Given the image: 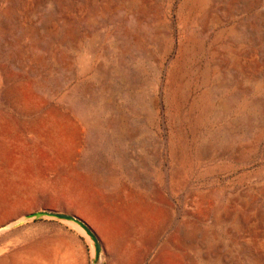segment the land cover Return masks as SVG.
I'll list each match as a JSON object with an SVG mask.
<instances>
[{"label":"rangeland","instance_id":"rangeland-1","mask_svg":"<svg viewBox=\"0 0 264 264\" xmlns=\"http://www.w3.org/2000/svg\"><path fill=\"white\" fill-rule=\"evenodd\" d=\"M39 210L128 216L144 264H264V0H0V227ZM74 225L0 250L92 261Z\"/></svg>","mask_w":264,"mask_h":264},{"label":"crops","instance_id":"crops-1","mask_svg":"<svg viewBox=\"0 0 264 264\" xmlns=\"http://www.w3.org/2000/svg\"><path fill=\"white\" fill-rule=\"evenodd\" d=\"M94 229L102 245L97 262L89 259V251L82 239L75 236L61 238L58 231L46 232V235L35 232L28 237L6 240L0 250V264H144L147 260L148 243L140 240L128 216L110 215L103 229ZM91 248L93 252L92 245Z\"/></svg>","mask_w":264,"mask_h":264},{"label":"water","instance_id":"water-1","mask_svg":"<svg viewBox=\"0 0 264 264\" xmlns=\"http://www.w3.org/2000/svg\"><path fill=\"white\" fill-rule=\"evenodd\" d=\"M41 218H51L61 221H67L74 223L76 226H78L83 232L87 235V237L90 239L92 246H93V258L92 262H97L99 260V257L102 253V245L101 241L97 235V233L94 231V229L83 219L80 217L66 213V212H58L54 210H39L31 213H26L22 215V217L15 219L14 221L5 224L0 227L1 230H8L12 228L13 226L23 224L29 220H35V219H41Z\"/></svg>","mask_w":264,"mask_h":264},{"label":"bare ground","instance_id":"bare-ground-1","mask_svg":"<svg viewBox=\"0 0 264 264\" xmlns=\"http://www.w3.org/2000/svg\"><path fill=\"white\" fill-rule=\"evenodd\" d=\"M75 226V225H74ZM77 227V226H76ZM85 235V234H84ZM88 238V237H87ZM91 244V243H90ZM92 249V248H91Z\"/></svg>","mask_w":264,"mask_h":264}]
</instances>
